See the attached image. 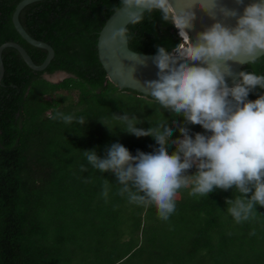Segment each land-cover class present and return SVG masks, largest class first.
<instances>
[{"label":"trees","instance_id":"trees-1","mask_svg":"<svg viewBox=\"0 0 264 264\" xmlns=\"http://www.w3.org/2000/svg\"><path fill=\"white\" fill-rule=\"evenodd\" d=\"M20 1L0 0V45L18 43L40 65L46 51L27 44L11 22ZM119 4L43 0L19 14L24 30L48 44L54 57L36 72L14 49L2 52L0 264H264V207L257 206L249 221L235 223L225 203L235 190H214L207 197L190 196L191 187L181 188L174 213L162 221L155 206L130 204L118 195L114 174L90 166L88 172L80 171L82 164L87 166L83 151L95 149L105 158L113 143L133 156L157 147L152 137L122 132L113 114L135 115L142 121L137 127L144 130L161 120L173 127L175 121L168 139L182 138L181 117L160 109L150 97L120 90L99 63L98 34ZM125 29L128 48L136 53L156 55L158 47L171 53L182 44L178 30L163 22L159 11L144 13L140 23ZM242 71L264 75V56ZM58 72L68 77L56 83L43 78ZM72 94L75 106L62 108ZM259 95L264 90H254L247 99L255 101ZM56 112L83 116L86 124H65L54 119ZM187 127L193 138L196 133L210 135L199 125ZM174 151L175 146L168 148L169 154ZM105 179L111 183L107 201L101 195Z\"/></svg>","mask_w":264,"mask_h":264},{"label":"clouds","instance_id":"clouds-1","mask_svg":"<svg viewBox=\"0 0 264 264\" xmlns=\"http://www.w3.org/2000/svg\"><path fill=\"white\" fill-rule=\"evenodd\" d=\"M212 5L213 10L217 8L216 0ZM201 7L215 18L213 11ZM122 10L130 24L140 23L144 13L159 11L161 20L170 21L182 43L186 42L179 53L158 47L153 57L158 79L143 85L144 95L160 109L183 119L184 126L178 127L182 138L168 139L175 121L173 127L161 120L144 130L137 127L142 121L135 115L113 114L123 126L122 132L137 138L152 137L157 147L151 153L137 151L133 156L122 144L113 143L106 148L105 158L95 149L83 151L87 166L82 164L80 171L88 172L90 166L99 173L114 174L120 186L118 195L126 196L130 204L155 206L162 221L174 213L181 188L191 187L190 196L207 197L214 190H235L234 198L225 201L226 212L237 224L249 221L257 215V206L264 207V95L255 101L247 98L256 89L264 90V75L241 71L233 87H228L225 78L233 76L228 62L252 64L264 56V0L244 7L242 14L219 8L225 18H235V26L213 23L197 33L195 44L185 31L191 27L194 14L189 10L177 14L170 0H120L117 12ZM126 31L114 32L111 41H104L105 46L117 38L123 41ZM54 119L86 124L83 116L61 112H56ZM187 125H199L210 135L196 133L193 138ZM172 146L175 151L169 154ZM193 168L194 174L189 175ZM110 184L105 179L101 192L105 201Z\"/></svg>","mask_w":264,"mask_h":264},{"label":"water","instance_id":"water-1","mask_svg":"<svg viewBox=\"0 0 264 264\" xmlns=\"http://www.w3.org/2000/svg\"><path fill=\"white\" fill-rule=\"evenodd\" d=\"M43 1V0H21L15 7L11 22L16 31V33L23 39L27 44L39 48L46 51V57L44 61L40 65H36L31 60L30 56L26 52V50L15 42H6L0 45V82L3 77L4 68L2 63V52L7 48L14 49L25 65L36 72L43 71L47 68L49 63L54 57L53 49L46 43L42 41H38L33 39L29 34L24 30L19 22V14L21 11L28 5ZM199 0H170V3L173 8H175V3L180 5L183 8L182 11H191L194 14V19L191 21V27L185 29L188 36L190 37V42L192 44L196 43L197 33L200 32L199 19L201 18V14H209L208 11L204 10L201 6L208 9L210 12L213 11L212 0H209L207 3H198ZM257 2V0H243L242 4H237L236 0H216L217 8L214 9L215 12H219V8H227L229 10H235L238 14L243 13L244 7L248 6L251 3ZM192 3V4H191ZM179 6V7H180ZM192 7V8H191ZM180 8V9H181ZM175 10V9H174ZM138 11V10H133ZM176 11V10H175ZM177 12V11H176ZM177 12V14H179ZM199 17V19H198ZM225 20H229L230 26H235V18H224ZM129 24V20L125 11L117 12V10L106 20L102 29L98 34L97 40V55L100 65L105 71L108 80L117 86L120 90H131L140 95L145 96V89L143 85L145 82L153 81L158 79L157 72L158 69L155 67L153 63V57L155 55L151 54H142L136 53L128 48L127 37L126 34L121 41L120 38H117V45L115 43H110L109 46H105L104 41H111L112 34L116 31L123 30ZM225 25V21L223 22ZM227 26V25H225ZM144 61V63H140ZM197 66L198 62H192ZM233 73L232 77H226V83L228 87H233V80L236 79L238 81V74L242 71V68L247 64H239L235 62H228ZM134 69V71H133ZM68 77V75L64 72H58V75L55 77H51V75H43V78L49 82L56 83L64 78Z\"/></svg>","mask_w":264,"mask_h":264},{"label":"bare ground","instance_id":"bare-ground-1","mask_svg":"<svg viewBox=\"0 0 264 264\" xmlns=\"http://www.w3.org/2000/svg\"><path fill=\"white\" fill-rule=\"evenodd\" d=\"M192 1H194V0H192ZM209 0H199V4H200V2H204V3H207ZM192 4V3H191ZM175 5V10L177 11V12H181L182 10H183V8H181V6L179 7L178 6V4L177 3H175L174 4ZM181 8V9H180ZM192 8V7H191ZM213 8V7H212ZM213 14H214V16H215V18H213V15H210V14H201V18L199 19V17H198V19H199V25H200V32H202V31H204L206 28H208V27H210L213 23H216V22H220V23H222L223 24V22L225 21V25H227L228 27H231L230 26V22H229V20L227 19V20H225L224 18V16L220 13V11L219 12H215L214 10H213ZM117 43H118V41H116V45H117ZM186 43V42H185Z\"/></svg>","mask_w":264,"mask_h":264},{"label":"rangeland","instance_id":"rangeland-1","mask_svg":"<svg viewBox=\"0 0 264 264\" xmlns=\"http://www.w3.org/2000/svg\"><path fill=\"white\" fill-rule=\"evenodd\" d=\"M186 46V44H184L183 43V47L182 48H178L179 49V52L181 51H183V48ZM58 75V73H55V74H53V75H51V77H55V76H57ZM64 94V96H66V93H63ZM76 101H77V99H76V96H75V94H72V98H70L69 99V101L68 100H65L64 102H63V104H62V108H67V107H69V106H72V107H74L75 106V104H76ZM104 261H105V259H104Z\"/></svg>","mask_w":264,"mask_h":264},{"label":"built area","instance_id":"built-area-1","mask_svg":"<svg viewBox=\"0 0 264 264\" xmlns=\"http://www.w3.org/2000/svg\"><path fill=\"white\" fill-rule=\"evenodd\" d=\"M178 34H179V32H178ZM180 36V35H179ZM181 38V37H180ZM184 44H186L185 42H184ZM183 47V43L179 46V48H182ZM176 52L177 53H179V49L178 50H176ZM181 52V51H180Z\"/></svg>","mask_w":264,"mask_h":264}]
</instances>
